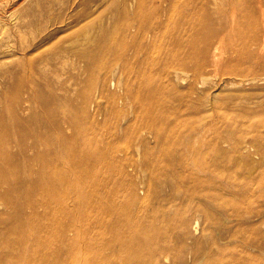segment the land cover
Wrapping results in <instances>:
<instances>
[{
	"label": "rangeland",
	"instance_id": "374dc122",
	"mask_svg": "<svg viewBox=\"0 0 264 264\" xmlns=\"http://www.w3.org/2000/svg\"><path fill=\"white\" fill-rule=\"evenodd\" d=\"M121 15L122 0H0V174L16 166L0 251L120 219L162 235L168 264H264V81L125 76ZM61 143L59 160L44 154ZM79 151L90 166L67 164Z\"/></svg>",
	"mask_w": 264,
	"mask_h": 264
},
{
	"label": "bare ground",
	"instance_id": "6f19581e",
	"mask_svg": "<svg viewBox=\"0 0 264 264\" xmlns=\"http://www.w3.org/2000/svg\"><path fill=\"white\" fill-rule=\"evenodd\" d=\"M120 17L125 76L133 74L139 66L143 75L140 81L145 84L155 81L151 72L157 70L168 77L165 84L162 81L158 85L160 88L176 87L175 79L182 83L189 79V87H200L212 77L208 75L220 69L225 75L239 77L235 82L223 81L226 86L264 81L261 78L264 76V0H122ZM223 64H230V67L224 68ZM258 71H262L261 76ZM219 74L216 72L215 77ZM124 84L130 87L128 79ZM213 86L219 84L214 81ZM183 96L189 98L187 94ZM261 120L264 121V116ZM63 125H45V131L61 130ZM68 129H72V125ZM195 130L199 137L205 127L197 126ZM61 144L46 148L44 154L59 160L68 147ZM33 147L24 146L19 153L26 167V151ZM187 148L190 150L192 146ZM72 157L68 165L90 166V158L81 151ZM5 160L11 161L7 156ZM12 164L6 173L0 174V208H10L13 202L11 172L16 166ZM259 181L264 186V173ZM26 183L39 185L33 181ZM41 207L45 205L41 204ZM126 213L124 221L130 215ZM124 224L115 219L108 221V229L92 231H78L72 224L66 225L53 238L31 249L21 243L8 247L5 252L0 251V263L8 264L12 259H22L23 264H168L171 261V250L162 235L127 230L123 228Z\"/></svg>",
	"mask_w": 264,
	"mask_h": 264
}]
</instances>
